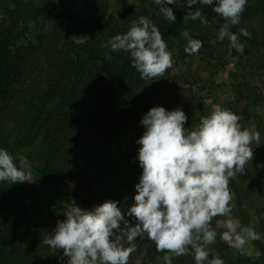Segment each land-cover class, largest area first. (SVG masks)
<instances>
[{
  "label": "clouds",
  "instance_id": "clouds-1",
  "mask_svg": "<svg viewBox=\"0 0 264 264\" xmlns=\"http://www.w3.org/2000/svg\"><path fill=\"white\" fill-rule=\"evenodd\" d=\"M152 2L166 20L176 21L168 5H176L177 0ZM184 2L189 9L198 2L215 4L212 10L224 20L217 39H227L231 48L243 54L245 44L230 28L241 23L248 0ZM189 20L208 24L200 9L184 14L183 21ZM239 34L252 37L246 27H241ZM181 35L186 40L184 52L197 54L202 41L192 38L187 29ZM102 47L130 54L131 66L143 80H158L173 66V53L160 30L143 15L131 22L126 33L112 36ZM240 121L239 115L217 105L189 130L184 127L187 116L179 108L168 111L162 106L152 107L140 121L145 131L136 141L141 145L138 161L142 174L126 211L136 221L135 226L130 225L117 201H106L92 210L72 201L65 219L57 222L52 234L43 235L42 243L53 254L62 250L67 264H128L137 250V237L147 238L157 252L166 253L156 257L163 264H173L174 257L184 255H191L195 264H224L218 253L209 250L218 235L211 222L220 216L224 219L217 222L218 226L225 229L219 233L220 240L241 255L252 257L247 245L260 240L261 235L253 226L241 227L233 218L235 204L229 183L237 174L245 173L254 156L253 144H260V132ZM0 182H32L28 157H14L0 148Z\"/></svg>",
  "mask_w": 264,
  "mask_h": 264
},
{
  "label": "trees",
  "instance_id": "trees-1",
  "mask_svg": "<svg viewBox=\"0 0 264 264\" xmlns=\"http://www.w3.org/2000/svg\"><path fill=\"white\" fill-rule=\"evenodd\" d=\"M262 1L248 0L243 15L253 17L264 14ZM75 2L59 0L63 11L60 13L56 11L54 0H0L6 23V27L0 30V118L12 111L26 85L31 59L28 48L17 46V42L28 32L30 24H53L64 34L74 55L66 63L52 93L53 99L59 100V103L52 110L43 109L38 115H35L32 106L29 107L6 138L0 140V148L15 157L21 148L31 146L42 137L44 146L35 163L39 176L37 185L53 177L51 181H57L55 191L61 189V183L68 186L62 195L66 201H74L77 206L92 210L95 195L98 194L101 203L117 201L127 218L126 211L133 202L135 188L128 178L119 181V174L107 172L114 159L109 154V144L116 135L128 138L131 121L139 117V108L144 107V101L134 93L129 82L130 72L134 70L130 54L111 52L102 44L116 34L126 33L131 22L138 21L141 15L153 21L166 43L186 26L199 22L183 21L184 14L189 11L200 9L207 20H216L221 24L224 20L212 10L215 4L207 6L198 2L189 9L184 0H177L176 5H168L176 16L175 22H169L159 13V6L154 8L152 1L140 0L135 10L129 9V16L121 26L115 28L107 23L100 30L98 22L105 18L106 13L103 12L97 20L83 16L73 22L66 13L73 10ZM125 2L120 1L121 4ZM230 31L238 33L235 26ZM106 55L111 59H106ZM114 85L120 90L118 96L109 91ZM87 91L91 95L82 100L83 92L87 94ZM155 95L158 99L162 97V94ZM74 183H81L84 191L71 199ZM229 188L237 198L240 190L235 179L230 180ZM21 189L22 183L0 182V264H45L43 255L48 249L40 248L36 239L37 229L23 221L18 211L15 192ZM237 216L247 227H254L240 209ZM216 231V243L210 245L209 250L210 253H218L224 264H264V244L260 240L252 241L258 252L256 255L233 254L219 238L223 230ZM163 255L165 253L157 252L151 242L142 264H163L162 259H156ZM188 264H195V261L192 259Z\"/></svg>",
  "mask_w": 264,
  "mask_h": 264
},
{
  "label": "rangeland",
  "instance_id": "rangeland-1",
  "mask_svg": "<svg viewBox=\"0 0 264 264\" xmlns=\"http://www.w3.org/2000/svg\"><path fill=\"white\" fill-rule=\"evenodd\" d=\"M54 1L56 11L62 13L59 0ZM120 1L76 0L73 10L66 14L76 22L83 16L97 20L105 12V18L98 22L101 25L100 30L103 24L107 23L116 28L129 16V9L135 10L140 3V0H126L125 4ZM261 4L264 7V0ZM153 6L156 7L155 4ZM4 19L0 7V30L6 27ZM220 25L222 24L216 20H208L207 25L199 21L186 26L185 29L189 30L192 38L203 43L195 55L184 52L186 40L181 35L182 32L171 38L166 44L168 50L173 53V66L163 77L157 78L158 80H143L135 69L130 72L129 82L134 93L144 101V107L138 109L140 115L137 120L131 119L132 127L128 138H122L120 135L111 138L109 154L114 159L111 160L107 172L119 174V181L124 177L128 178L134 188L139 183L142 169L139 166L138 150L141 145L136 141L145 131L140 121L152 107L162 106L168 111L179 108L187 116L184 127L189 130L196 127L200 116L210 114L215 106L227 108L241 117L240 122L243 125L255 126L260 132V144L252 146L253 159L247 164L245 173L237 174L234 178L240 192L237 198L233 196L232 203L235 208L232 216L239 221L241 227H247L237 216L239 209L244 212L249 223L254 225L255 231L261 235L260 242L264 244V14L253 17L242 15L241 23L235 26L240 42L245 44L243 54L231 48L227 39L222 42L217 39ZM241 27L247 28L252 34L251 39L239 34ZM17 46L28 48L31 63L25 78L26 85L16 105L5 117L0 118V140L6 138L19 121V117L25 115L29 107L32 106L35 115H38L43 109L52 110L59 103V100L53 99L52 93L66 63L74 56L64 34L51 23L30 24L28 32L19 38ZM109 91L114 96L120 94L116 85ZM88 94L91 95L90 91H87V94L83 92L81 99L89 98ZM155 94H162L161 99ZM29 128L30 123L27 131ZM43 146V139L40 137L31 146L19 150V154L26 155L30 161L32 182H23V189L15 192L18 211L23 221L37 229L36 239L40 248L48 249L43 255L45 264H67L62 250L53 254L52 250L42 243L43 235L52 234L57 222L65 219L64 213L71 203L62 196L68 186L61 183V189L55 191L57 181H51L53 177L37 185L39 176L35 163ZM81 191H84L82 184L74 183L71 199L79 196ZM101 201L96 194L93 206L101 205ZM126 219L130 225L135 226L136 221L132 217L127 216ZM223 219L224 217L220 216L213 218L212 227L224 231L225 229L217 223ZM135 243L137 250L131 254L128 264H142L151 241L137 237ZM247 247L253 255L258 253L252 241ZM230 252L240 254L232 248ZM192 259L194 260L191 255L173 258L175 264H188Z\"/></svg>",
  "mask_w": 264,
  "mask_h": 264
}]
</instances>
